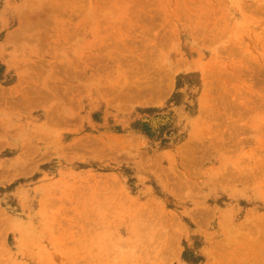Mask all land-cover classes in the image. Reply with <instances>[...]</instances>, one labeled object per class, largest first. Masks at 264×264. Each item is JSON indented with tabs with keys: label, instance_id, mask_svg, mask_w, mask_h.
Wrapping results in <instances>:
<instances>
[{
	"label": "rangeland",
	"instance_id": "obj_1",
	"mask_svg": "<svg viewBox=\"0 0 264 264\" xmlns=\"http://www.w3.org/2000/svg\"><path fill=\"white\" fill-rule=\"evenodd\" d=\"M0 264H264V0H0Z\"/></svg>",
	"mask_w": 264,
	"mask_h": 264
}]
</instances>
